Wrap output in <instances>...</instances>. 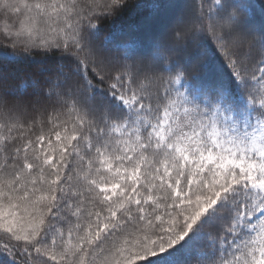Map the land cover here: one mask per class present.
<instances>
[{
  "label": "snow or ice",
  "instance_id": "obj_1",
  "mask_svg": "<svg viewBox=\"0 0 264 264\" xmlns=\"http://www.w3.org/2000/svg\"><path fill=\"white\" fill-rule=\"evenodd\" d=\"M0 264H264V4L0 0Z\"/></svg>",
  "mask_w": 264,
  "mask_h": 264
},
{
  "label": "trees",
  "instance_id": "obj_2",
  "mask_svg": "<svg viewBox=\"0 0 264 264\" xmlns=\"http://www.w3.org/2000/svg\"><path fill=\"white\" fill-rule=\"evenodd\" d=\"M137 2V0H130L131 4H135ZM146 3H150L151 0H145ZM251 2L254 4L255 6V13L257 16V19H259V11H260V5L264 4V0H251ZM137 17H136V13L133 12L131 15H125L123 17H121L120 23L122 25H124L125 27L128 26L129 24L133 23L134 21H136ZM133 35L141 40L146 39V34L142 33V32H137V33H133ZM205 48L208 51V55L211 56L213 54V46L211 43V40L208 39L204 42Z\"/></svg>",
  "mask_w": 264,
  "mask_h": 264
}]
</instances>
